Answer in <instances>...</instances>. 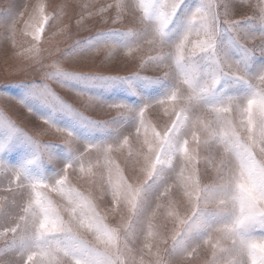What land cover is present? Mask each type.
<instances>
[{
	"label": "clouds",
	"instance_id": "9594fccd",
	"mask_svg": "<svg viewBox=\"0 0 264 264\" xmlns=\"http://www.w3.org/2000/svg\"><path fill=\"white\" fill-rule=\"evenodd\" d=\"M0 51L39 108L31 128L0 111V264H264V246L249 253L264 239V0H21ZM136 79L165 95L87 91ZM153 105L168 123L149 136ZM137 113L134 130L89 138ZM53 140L69 158L45 175L31 165ZM12 148L29 158L9 163Z\"/></svg>",
	"mask_w": 264,
	"mask_h": 264
},
{
	"label": "rangeland",
	"instance_id": "374dc122",
	"mask_svg": "<svg viewBox=\"0 0 264 264\" xmlns=\"http://www.w3.org/2000/svg\"><path fill=\"white\" fill-rule=\"evenodd\" d=\"M21 0H0V16L4 15V9L20 3ZM81 46H87V40H82ZM121 71H126V67L120 66ZM141 75H152L151 72H142ZM167 85L162 82H148L141 79L131 80L129 82L124 81H110L104 86L91 87L87 91L91 94L100 96L103 100L109 103H126L132 106H139L145 101L159 100L165 95ZM20 101V104H17ZM32 107L34 111L39 114L38 105L34 101L25 96V89L23 85L18 82L16 77L9 75L6 72V58L2 51H0V111L10 115L15 121L25 125L26 127H32V123L24 115V109ZM112 113L110 115H114ZM191 115V112L188 113ZM109 120L110 123L105 126V132H97L90 136V139H107L113 136L119 135L127 130H134L136 126L140 124L141 116L137 113L128 116H121L113 118L112 116L101 117ZM183 118V117H181ZM144 125L141 127V133L147 132L149 136L152 135V129L155 128L159 132L168 123L163 112L155 105L145 109L143 115ZM7 125L0 123V128H6ZM0 139H3L0 136ZM15 139V134H10L9 144ZM53 139V138H48ZM28 143V141H23ZM127 148V146H125ZM30 151L35 152L34 145H30ZM47 155H40L31 167L39 168L40 171L47 175L52 174L59 167L63 166L66 162L68 154L66 150L57 146L56 141L53 140L52 145L46 149ZM74 156L78 157L77 163L83 164L85 173L91 175L90 172V160L87 155L80 156L79 153H74ZM29 156L22 152H17L15 148L9 150L8 159L9 163L15 164L23 162L28 159ZM3 171L0 170V187L3 186ZM9 217L7 215H0V228L8 225ZM254 235L257 237L264 236V229L259 227L253 230ZM7 241L4 244H0V259H11L8 255V250L5 247ZM264 246V239H255L251 243L249 249L250 255L255 258L261 252V248Z\"/></svg>",
	"mask_w": 264,
	"mask_h": 264
}]
</instances>
